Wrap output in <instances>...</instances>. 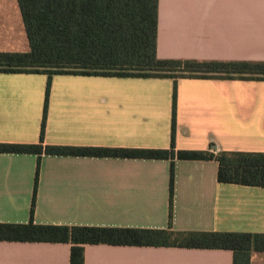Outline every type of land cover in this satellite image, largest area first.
Masks as SVG:
<instances>
[{"label":"crops","instance_id":"1","mask_svg":"<svg viewBox=\"0 0 264 264\" xmlns=\"http://www.w3.org/2000/svg\"><path fill=\"white\" fill-rule=\"evenodd\" d=\"M157 56L264 61V0H159ZM47 79L0 73V143L39 142ZM173 91L169 78L55 75L45 143L167 149ZM175 146L264 153V81L179 79ZM37 162L0 153V223L31 220ZM170 169L164 159L43 155L33 220L166 229ZM218 169L216 160L176 161L173 229L264 233V188L220 183ZM70 252L68 243L0 241V264H70ZM84 255V264H233L227 249L86 245ZM250 264H264V251Z\"/></svg>","mask_w":264,"mask_h":264},{"label":"trees","instance_id":"2","mask_svg":"<svg viewBox=\"0 0 264 264\" xmlns=\"http://www.w3.org/2000/svg\"><path fill=\"white\" fill-rule=\"evenodd\" d=\"M17 3L29 50L0 52V73L44 74L48 79L39 142L0 143V153L38 156L31 220L28 223H0V241L68 243L71 245L70 264H84L86 245L227 249L233 252V264H250L253 251H264V233L177 231L171 222L177 160H216L220 183L264 188L262 152L176 148L178 80L264 81V61L159 58V0H17ZM55 75L173 79L170 147L46 144L49 96ZM43 155L170 160L169 227L138 229L35 223V200Z\"/></svg>","mask_w":264,"mask_h":264},{"label":"rangeland","instance_id":"3","mask_svg":"<svg viewBox=\"0 0 264 264\" xmlns=\"http://www.w3.org/2000/svg\"><path fill=\"white\" fill-rule=\"evenodd\" d=\"M18 10L17 0H0V33L5 34L0 35V40L5 39L8 51L23 52L28 45Z\"/></svg>","mask_w":264,"mask_h":264}]
</instances>
